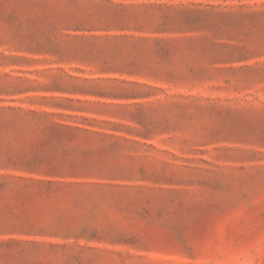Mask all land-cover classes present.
I'll use <instances>...</instances> for the list:
<instances>
[{
  "label": "rangeland",
  "instance_id": "rangeland-1",
  "mask_svg": "<svg viewBox=\"0 0 264 264\" xmlns=\"http://www.w3.org/2000/svg\"><path fill=\"white\" fill-rule=\"evenodd\" d=\"M0 264H264V0H0Z\"/></svg>",
  "mask_w": 264,
  "mask_h": 264
}]
</instances>
